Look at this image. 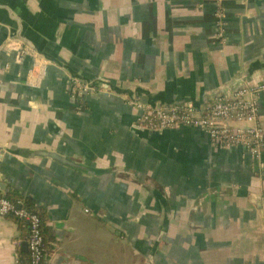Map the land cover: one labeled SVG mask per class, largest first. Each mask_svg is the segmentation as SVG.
<instances>
[{"label":"crops","instance_id":"obj_1","mask_svg":"<svg viewBox=\"0 0 264 264\" xmlns=\"http://www.w3.org/2000/svg\"><path fill=\"white\" fill-rule=\"evenodd\" d=\"M73 73L113 89L73 96ZM241 77L264 81V0H0V195L43 211L42 264H264V166L198 127L131 131L135 101L201 110ZM42 148L100 173L20 153ZM26 239L0 215V264Z\"/></svg>","mask_w":264,"mask_h":264},{"label":"built area","instance_id":"obj_2","mask_svg":"<svg viewBox=\"0 0 264 264\" xmlns=\"http://www.w3.org/2000/svg\"><path fill=\"white\" fill-rule=\"evenodd\" d=\"M28 51L29 48L23 45L20 55ZM94 89L74 78L69 84L70 94L76 97ZM263 90L264 81L244 84L233 92L208 102L201 110L188 102L158 108L137 101L133 104L138 110L136 124L153 130L198 127L209 135L215 145L243 147L252 157L254 166L261 169L264 166V125L256 124L255 121L258 116L256 95ZM9 214L27 223L26 264H42L45 242L39 215L0 196V215ZM17 264L25 263L18 260Z\"/></svg>","mask_w":264,"mask_h":264},{"label":"water","instance_id":"obj_3","mask_svg":"<svg viewBox=\"0 0 264 264\" xmlns=\"http://www.w3.org/2000/svg\"><path fill=\"white\" fill-rule=\"evenodd\" d=\"M72 78H76L84 83H86L88 86L90 87H96V86H100L102 87V89L105 92H109L111 91L113 88L111 87L110 83L108 82V79L100 77L98 80H100L99 84H97V82H95V79H88L86 77H83L79 74H72L71 75ZM248 81L247 78L241 77V78H237L235 80H233L229 85L224 86L222 89H220L219 91H215L209 99L204 100V102L201 103V105H203L205 102H207L208 100L212 101L213 99L229 94L231 92H233L234 90L240 88L241 86H243L245 84V82ZM117 92L121 93L122 91H119L118 89H115ZM137 102V101H135ZM182 102H185L184 100L180 101V100H175L172 102V104H180ZM192 105L193 102H188ZM150 104L152 107H161V103H157L156 105L152 104V103H148ZM167 104V103H166ZM198 108H200V106ZM195 106V105H194ZM197 107V106H196ZM131 131L136 133L137 135H142L145 132L148 133H154V132H162L164 130H153V129H146L143 127H140L136 124V122H133L132 126H131ZM22 155H26L29 157H42V158H46V159H50L53 161H56L60 164H63L69 168H72L76 171L85 173V174H89V175H97L98 173H100L99 169H95L94 167L85 165L83 163H81L80 161H77L76 159L68 156V155H64L62 153H59L57 151H53V150H49V149H34V150H25V151H21L20 152ZM258 207L262 208V205L258 204Z\"/></svg>","mask_w":264,"mask_h":264},{"label":"trees","instance_id":"obj_4","mask_svg":"<svg viewBox=\"0 0 264 264\" xmlns=\"http://www.w3.org/2000/svg\"><path fill=\"white\" fill-rule=\"evenodd\" d=\"M0 196L8 198L9 200H11L14 204H17L18 206H23L28 210L36 212L41 219V230H42V233L44 236V240L46 239L47 231H46V226H45V216H44L43 211L40 208L36 207L31 200H26V201L19 203L18 199L15 198L14 195L4 194V195H0ZM8 216H11V217L15 218L17 221L22 222L27 229V223L25 221L18 219L17 217H15L12 214H9ZM27 234H28V229H27ZM21 260L23 263H25V264L27 263V260H25V258L22 257Z\"/></svg>","mask_w":264,"mask_h":264}]
</instances>
